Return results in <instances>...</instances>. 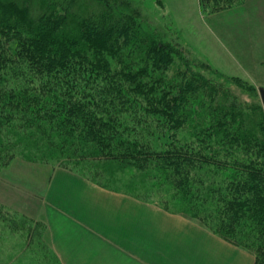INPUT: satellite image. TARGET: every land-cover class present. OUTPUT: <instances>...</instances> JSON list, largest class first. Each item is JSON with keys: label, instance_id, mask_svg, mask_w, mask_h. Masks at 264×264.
<instances>
[{"label": "trees", "instance_id": "obj_1", "mask_svg": "<svg viewBox=\"0 0 264 264\" xmlns=\"http://www.w3.org/2000/svg\"><path fill=\"white\" fill-rule=\"evenodd\" d=\"M198 1L215 13L240 0ZM139 6L0 0V170L16 154L24 157L31 139L46 162L75 154L119 162L173 190L166 203L122 192L197 220L264 264V243L233 241L193 207L213 196L228 224L234 201L235 217L264 223V110L206 78L202 69L210 67L166 40ZM205 167L221 170L222 180L201 175ZM251 195L254 201L241 200Z\"/></svg>", "mask_w": 264, "mask_h": 264}, {"label": "rangeland", "instance_id": "obj_2", "mask_svg": "<svg viewBox=\"0 0 264 264\" xmlns=\"http://www.w3.org/2000/svg\"><path fill=\"white\" fill-rule=\"evenodd\" d=\"M139 7L166 40L181 43L192 57L210 67V70L202 69L206 78L236 94L243 103L261 104L258 88H264V0H240L230 9L215 13L203 10L198 0H140ZM220 76L225 80L219 79ZM231 78L242 86L229 82ZM32 140L25 142L29 144L27 147L23 146L24 157L16 154L0 170V264H56L54 256H48L47 250L39 246L42 224L31 220L28 214L35 216L43 205L42 191L48 185L52 168H73L76 173L85 172L107 187L154 202L170 201L173 190L154 186L136 169L79 154L61 155L46 162L36 154L40 151L35 147L39 142ZM222 174L221 170L208 167L201 172L210 180H222ZM241 200L254 201V198L242 196ZM208 202L205 205L200 204L202 201L193 202L197 218L204 217L207 226H221L217 229L219 233L228 234L233 241L247 247L264 243V230L260 228L264 223L251 225L235 217V201L227 213L233 217L231 225L225 213L216 211L219 209L213 196ZM191 221L198 224L197 220Z\"/></svg>", "mask_w": 264, "mask_h": 264}, {"label": "crops", "instance_id": "obj_3", "mask_svg": "<svg viewBox=\"0 0 264 264\" xmlns=\"http://www.w3.org/2000/svg\"><path fill=\"white\" fill-rule=\"evenodd\" d=\"M29 216L56 264H254V256L207 228L122 191L52 168ZM43 245L44 247H42Z\"/></svg>", "mask_w": 264, "mask_h": 264}, {"label": "water", "instance_id": "obj_4", "mask_svg": "<svg viewBox=\"0 0 264 264\" xmlns=\"http://www.w3.org/2000/svg\"><path fill=\"white\" fill-rule=\"evenodd\" d=\"M258 93H259L261 105L264 109V88H262V87L258 88Z\"/></svg>", "mask_w": 264, "mask_h": 264}]
</instances>
